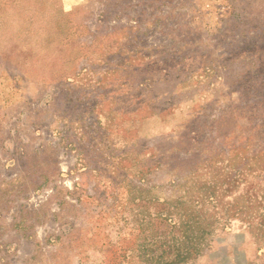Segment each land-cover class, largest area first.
<instances>
[{
    "label": "rangeland",
    "instance_id": "obj_1",
    "mask_svg": "<svg viewBox=\"0 0 264 264\" xmlns=\"http://www.w3.org/2000/svg\"><path fill=\"white\" fill-rule=\"evenodd\" d=\"M169 211L264 264V0H0V264H156Z\"/></svg>",
    "mask_w": 264,
    "mask_h": 264
},
{
    "label": "trees",
    "instance_id": "obj_2",
    "mask_svg": "<svg viewBox=\"0 0 264 264\" xmlns=\"http://www.w3.org/2000/svg\"><path fill=\"white\" fill-rule=\"evenodd\" d=\"M181 205H183L182 202L171 204L175 210ZM180 209L185 210L183 207ZM187 212L188 211L184 212V217L180 218L178 222L173 221L170 217L172 216L171 211L165 215L166 221L169 222L170 225L172 224L173 229L177 228L182 234L178 238L174 237L172 239L173 243L170 248L175 250L173 256L165 258V255H162L156 258V264H183L203 252L207 243L206 235L212 232L208 229L211 223L201 220L197 216L196 219L189 218L187 214L190 212ZM151 260L155 262V259Z\"/></svg>",
    "mask_w": 264,
    "mask_h": 264
}]
</instances>
